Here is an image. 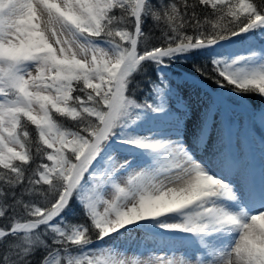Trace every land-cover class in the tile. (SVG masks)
<instances>
[{"label":"snow or ice","instance_id":"1","mask_svg":"<svg viewBox=\"0 0 264 264\" xmlns=\"http://www.w3.org/2000/svg\"><path fill=\"white\" fill-rule=\"evenodd\" d=\"M256 32L264 0H0V264H264V174L224 96L264 97V46L217 52ZM137 231L165 254L126 259Z\"/></svg>","mask_w":264,"mask_h":264},{"label":"rangeland","instance_id":"2","mask_svg":"<svg viewBox=\"0 0 264 264\" xmlns=\"http://www.w3.org/2000/svg\"><path fill=\"white\" fill-rule=\"evenodd\" d=\"M249 40V47L243 46L240 42V38H233L231 42H222L220 46L217 48V52L221 53L222 57H231L241 54H246L249 48H255L259 50L262 46L259 43V40L251 36L250 33L246 34L245 37ZM264 46V45H263ZM171 68V67H170ZM170 68L167 70L169 75L173 78L177 76H173ZM201 89L206 91L209 96H215L214 92L208 91L204 85H200ZM208 97H205L203 103L207 102ZM227 103V102H226ZM242 112L243 108H238ZM236 114L234 117V122L237 126L238 134L245 138L248 142V152L246 157V167L250 174V171L255 169L257 176L262 179V174H264V148H262V142L254 137L251 132V128L245 129V113ZM245 117V118H244ZM119 158V157H118ZM118 247L123 251L124 256L129 261L137 260V261H148L155 260L157 255H164L165 252L162 249H165L164 243L160 240L159 237L153 238L151 235L146 234L142 231L133 232L131 237H125L124 240L118 243ZM175 258H179V254Z\"/></svg>","mask_w":264,"mask_h":264},{"label":"trees","instance_id":"3","mask_svg":"<svg viewBox=\"0 0 264 264\" xmlns=\"http://www.w3.org/2000/svg\"><path fill=\"white\" fill-rule=\"evenodd\" d=\"M154 2H155V0H154ZM151 27H152V21L149 20L146 22L145 30L147 31ZM151 35L152 36H158L159 32L154 30L151 33ZM250 35H253L256 38L261 36V34L258 32L250 33ZM239 40H240L241 44L247 45V43L245 42V40H247L246 38H240ZM260 41H261V39H260ZM210 60H211V58H208V60H205L203 57H197L194 60L188 61L186 63H179V62L174 63L171 66L170 70L172 72V75L177 76V77H181L183 75L182 71L191 75L193 72V69H192L193 63L210 64ZM154 71L155 70L153 69V67L148 68V73L150 75H153ZM141 78L142 77H138V79H141ZM153 78H155L154 75H153ZM198 79H200L202 82L206 83L208 86H210L216 92L215 85L212 83L211 80H207L206 78H203V77H198ZM224 96L232 104H236V105H239L242 107H246L252 111L264 109V97L260 96L259 94H245L243 99H237L235 95L231 94L228 90H225ZM247 115H248V113H247ZM61 119L63 120V118H61ZM248 119L250 120V118H248ZM253 125H254V129L257 131L258 135L260 137H262V139L264 140V132L261 130L259 125L255 124V123ZM32 127L34 128V126H32ZM69 220H70V222H73V223L84 222L83 216L80 212L79 207H76L74 215L72 217H69ZM4 223H5V221L0 220V227H2L4 225ZM93 239H95L94 236H93Z\"/></svg>","mask_w":264,"mask_h":264},{"label":"bare ground","instance_id":"4","mask_svg":"<svg viewBox=\"0 0 264 264\" xmlns=\"http://www.w3.org/2000/svg\"><path fill=\"white\" fill-rule=\"evenodd\" d=\"M250 178L254 181V183L256 184V186L259 187V185H260V183H261L260 178L254 180V179L251 177V175H250ZM232 179H233V183H234V185H235L238 189H240V188H241V185H242V181H241L240 177H238V176H234V177H232Z\"/></svg>","mask_w":264,"mask_h":264}]
</instances>
